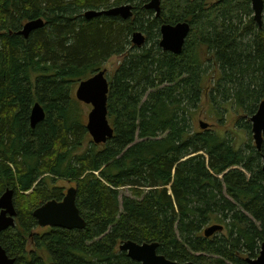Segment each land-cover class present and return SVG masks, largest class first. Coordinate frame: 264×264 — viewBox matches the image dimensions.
Wrapping results in <instances>:
<instances>
[{
    "label": "trees",
    "instance_id": "trees-1",
    "mask_svg": "<svg viewBox=\"0 0 264 264\" xmlns=\"http://www.w3.org/2000/svg\"><path fill=\"white\" fill-rule=\"evenodd\" d=\"M147 1L0 0V196L12 188L17 212L0 245L16 264H141L119 249L125 240L157 241L179 262L249 264L264 243V136L260 150L251 137L237 148L228 132L192 126L206 94L217 116L228 106L243 114L235 124L251 135L264 100V10L258 27L250 0H162L159 16ZM127 3L128 19L84 16ZM37 17L41 28L18 33ZM178 22L190 25L181 54L163 51L161 24ZM112 56L121 57L108 80L114 135L95 144L72 90ZM35 101L46 115L31 128ZM63 177L84 229L39 227L32 215L62 198ZM122 187L130 195L120 199ZM216 222L225 232L205 237Z\"/></svg>",
    "mask_w": 264,
    "mask_h": 264
},
{
    "label": "water",
    "instance_id": "water-1",
    "mask_svg": "<svg viewBox=\"0 0 264 264\" xmlns=\"http://www.w3.org/2000/svg\"><path fill=\"white\" fill-rule=\"evenodd\" d=\"M162 0H148L143 7L152 10L155 16H159ZM253 11V20L258 27L262 25V16L264 10V0H250ZM134 6L130 3L113 6L107 9L88 10L84 13L85 18H93L100 15L119 16L122 19H128L133 15ZM44 25V19L37 17L24 22L18 31L24 38L35 29ZM159 47L163 51L173 54H181L185 40L190 31V25L187 22H178L175 24L163 23L160 26ZM145 35L141 31H134L131 35V42L134 46H142L145 43ZM109 92V82L106 77V70L100 69L90 77L81 80L75 89V98L79 102L91 105L87 114L86 129L91 135L95 144L106 143L113 135L114 129L111 126L107 116V97ZM43 106L34 102L29 113V124L34 128L45 118ZM251 132L255 147L260 150L264 136V100H262L253 115L249 118ZM202 129H208L209 124L199 122ZM261 171L264 174V157L262 158ZM17 215L14 205V190L7 188L0 196V234L4 230L15 225ZM37 224L41 227H59L68 230H81L86 226L85 219L80 215L76 205V187L70 186L66 189L61 200L49 199L36 207L32 213ZM224 226L220 223H214L206 227L203 231L205 237H210L216 232L222 231ZM157 241L136 242L125 240L120 243L119 249L125 251L127 256L141 264H198L193 261L179 262L170 260L157 252ZM249 264H264V243L261 244L259 253L255 258L246 257ZM0 264H16L15 259L10 257L5 249L0 245Z\"/></svg>",
    "mask_w": 264,
    "mask_h": 264
},
{
    "label": "rangeland",
    "instance_id": "rangeland-1",
    "mask_svg": "<svg viewBox=\"0 0 264 264\" xmlns=\"http://www.w3.org/2000/svg\"><path fill=\"white\" fill-rule=\"evenodd\" d=\"M120 61H121V57L112 56L104 63L103 69L106 70V77L108 80H111L113 72L116 69V67L119 65ZM78 83L74 86V88L72 90V94H73L74 98H75V89H76ZM206 86H208L207 83H206ZM80 103H81V106H82L83 111H84V119L86 122L87 121V114L91 109V105L83 103V102H80ZM240 114L241 113L239 111H237V110L235 111L234 107L228 106L227 112H225L224 116H221V117L219 115L217 116L215 111H213L209 107L207 99H206V94H204L203 97L201 98L200 107L197 109V111L194 114L192 126H193L194 130L203 131L204 129L200 128L199 122L200 121L205 122V123L209 124L208 128L211 130H216V131H219L220 133L228 132V135L232 139L234 146L237 148H243L250 141L249 140L250 137L252 139L251 144L253 146H255L254 140L252 138V133H251V135H249V132L247 130L240 128V127L236 126V124H235V121L238 119V117L243 118V114L241 116H240ZM244 119L245 118L242 119V122L244 121ZM109 122L112 125L110 119H109ZM250 132H251V130H250ZM89 138H90V141L93 142L91 140L90 135H89ZM261 162H262V160H261ZM67 177L57 178L54 181L55 185L63 187L64 192L68 187L75 186L74 181L70 178H67ZM123 195H130V191L128 190L127 187H122L121 189H119V198L121 199V197ZM15 219H16V217H15ZM219 223L224 226L223 222H219ZM220 232H225V230L223 229Z\"/></svg>",
    "mask_w": 264,
    "mask_h": 264
},
{
    "label": "bare ground",
    "instance_id": "bare-ground-1",
    "mask_svg": "<svg viewBox=\"0 0 264 264\" xmlns=\"http://www.w3.org/2000/svg\"><path fill=\"white\" fill-rule=\"evenodd\" d=\"M160 32V31H159ZM159 43V42H158ZM44 109V108H43ZM45 112V111H44ZM250 126H251V124H250ZM251 130V129H250ZM252 133V132H251ZM89 134V133H88ZM91 136V135H90ZM252 138H253V136H252ZM91 140H92V138H91ZM254 140V139H253ZM94 143V142H93ZM254 145H255V143H254ZM262 160V159H261ZM262 163V162H261ZM69 188V187H68ZM6 189V188H5ZM5 191V190H4ZM65 192H66V190H65ZM65 192L63 193V195L65 194ZM2 194V193H1ZM62 198H63V196H62ZM61 198V199H62ZM60 199V200H61ZM44 203V202H43ZM41 205V204H40ZM39 226V225H38ZM39 227H41V226H39ZM59 228V227H58ZM64 229V228H63ZM259 253V252H258ZM258 255V254H257Z\"/></svg>",
    "mask_w": 264,
    "mask_h": 264
},
{
    "label": "flooded vegetation",
    "instance_id": "flooded-vegetation-1",
    "mask_svg": "<svg viewBox=\"0 0 264 264\" xmlns=\"http://www.w3.org/2000/svg\"><path fill=\"white\" fill-rule=\"evenodd\" d=\"M47 227H48V226H47ZM256 256H257V255H256ZM256 256H255V257H256ZM253 258H254V257H253Z\"/></svg>",
    "mask_w": 264,
    "mask_h": 264
}]
</instances>
